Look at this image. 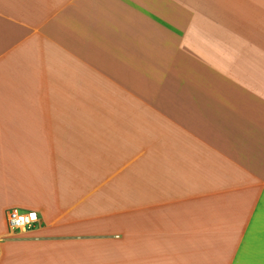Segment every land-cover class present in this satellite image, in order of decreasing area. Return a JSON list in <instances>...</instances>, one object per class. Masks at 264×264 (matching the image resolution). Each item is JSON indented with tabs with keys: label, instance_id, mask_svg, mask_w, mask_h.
Wrapping results in <instances>:
<instances>
[{
	"label": "crops",
	"instance_id": "0c3cea01",
	"mask_svg": "<svg viewBox=\"0 0 264 264\" xmlns=\"http://www.w3.org/2000/svg\"><path fill=\"white\" fill-rule=\"evenodd\" d=\"M0 238V264H264V0H0Z\"/></svg>",
	"mask_w": 264,
	"mask_h": 264
},
{
	"label": "built area",
	"instance_id": "2783aa9c",
	"mask_svg": "<svg viewBox=\"0 0 264 264\" xmlns=\"http://www.w3.org/2000/svg\"><path fill=\"white\" fill-rule=\"evenodd\" d=\"M5 218L9 234L26 232L37 222L35 211L8 210Z\"/></svg>",
	"mask_w": 264,
	"mask_h": 264
}]
</instances>
